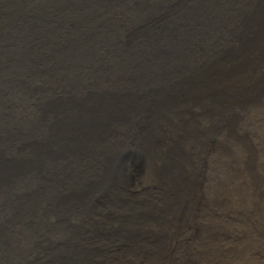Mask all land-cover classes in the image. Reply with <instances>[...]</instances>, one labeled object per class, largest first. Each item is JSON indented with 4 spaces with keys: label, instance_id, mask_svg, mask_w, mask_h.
<instances>
[{
    "label": "bare ground",
    "instance_id": "1",
    "mask_svg": "<svg viewBox=\"0 0 264 264\" xmlns=\"http://www.w3.org/2000/svg\"><path fill=\"white\" fill-rule=\"evenodd\" d=\"M0 91V264H264V0H0Z\"/></svg>",
    "mask_w": 264,
    "mask_h": 264
},
{
    "label": "rangeland",
    "instance_id": "2",
    "mask_svg": "<svg viewBox=\"0 0 264 264\" xmlns=\"http://www.w3.org/2000/svg\"><path fill=\"white\" fill-rule=\"evenodd\" d=\"M3 66H4V65H3ZM0 94H2V96H5V95L3 94V91H2V92L0 91ZM129 157H130V158H132V156H129ZM131 161H132V163H134V162H135V159H134V158H132V160H131Z\"/></svg>",
    "mask_w": 264,
    "mask_h": 264
}]
</instances>
